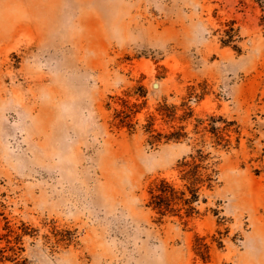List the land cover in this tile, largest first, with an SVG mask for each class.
<instances>
[{
  "label": "rangeland",
  "instance_id": "374dc122",
  "mask_svg": "<svg viewBox=\"0 0 264 264\" xmlns=\"http://www.w3.org/2000/svg\"><path fill=\"white\" fill-rule=\"evenodd\" d=\"M149 116L174 138L153 142ZM196 150L211 187L159 215L150 185L190 197ZM0 248V264H264V0H0Z\"/></svg>",
  "mask_w": 264,
  "mask_h": 264
},
{
  "label": "trees",
  "instance_id": "16d2710c",
  "mask_svg": "<svg viewBox=\"0 0 264 264\" xmlns=\"http://www.w3.org/2000/svg\"><path fill=\"white\" fill-rule=\"evenodd\" d=\"M119 102V108L114 109L113 122L112 124L116 127H131L132 118L135 113L134 107L136 104L130 103L124 97H117ZM175 106H165L162 105L157 109L158 114L162 118H166L172 121L175 117ZM154 117L149 118L146 124L143 125L145 131L149 133L150 138L154 141L159 140L161 137H165L167 140L173 137V133L162 135L161 133L153 129L152 124ZM201 124L200 121H197ZM213 126L210 127L212 133L215 134ZM217 138L219 140H225L223 135L217 133ZM174 138V137H173ZM177 138V137H175ZM207 156L202 154L201 150H196L195 154H190L189 159L183 158L179 163L180 178L184 182V187L190 192V197H184L185 191L176 189L171 181L166 178H159L153 181L148 189L149 199L147 205L153 209L156 213L163 216L166 214H179L180 210H183L184 216H189L192 207L190 204L196 200L198 189L205 185L206 187H211L212 179V169L208 165ZM210 169V171H208ZM6 242L9 243V239L5 238ZM2 249L0 248V262L2 258Z\"/></svg>",
  "mask_w": 264,
  "mask_h": 264
},
{
  "label": "water",
  "instance_id": "95a60500",
  "mask_svg": "<svg viewBox=\"0 0 264 264\" xmlns=\"http://www.w3.org/2000/svg\"><path fill=\"white\" fill-rule=\"evenodd\" d=\"M154 86H155V84H154ZM156 87V86H155Z\"/></svg>",
  "mask_w": 264,
  "mask_h": 264
}]
</instances>
